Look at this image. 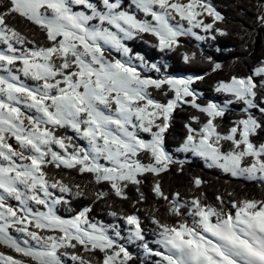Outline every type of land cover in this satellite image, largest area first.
Returning <instances> with one entry per match:
<instances>
[{
  "label": "snow or ice",
  "instance_id": "snow-or-ice-1",
  "mask_svg": "<svg viewBox=\"0 0 264 264\" xmlns=\"http://www.w3.org/2000/svg\"><path fill=\"white\" fill-rule=\"evenodd\" d=\"M76 6L85 10H75ZM137 11L150 19H139ZM16 17L37 26L49 45L28 40L10 23ZM205 17L212 22L205 23ZM256 19L264 26V4L258 6ZM224 20L211 0H131L127 6L124 0L0 3V45L5 46L0 50V246L19 254L17 258L0 251V264H66V256L74 264H90L78 253L80 248L103 253L101 264H129L134 257L118 242L123 239L119 231L113 237L106 226L89 221L90 208L70 218L57 215L56 206L69 203L57 192L73 194V188L62 179L49 178L45 168L91 173L96 183H109L122 199H128L126 189L134 185L136 203H142L144 177H159L176 163L164 140L174 112L185 105L206 120L190 117L199 127L185 125L181 150L202 158L209 168L264 185V144L252 139L264 131V120L252 111L264 116V66L252 75L220 82L215 91L229 98L202 105L192 85L203 77L153 78L147 72L159 73L160 67L140 57L142 71L125 43L150 34L161 51H172L183 36L205 39L195 29L226 35L215 27ZM113 51L126 58L112 57ZM193 58L194 54L184 55L186 62ZM220 67L216 63L214 70ZM21 75L35 84L25 83ZM150 89L172 96L162 102ZM234 103L243 105L244 115L222 132L218 121ZM59 129L74 135H58ZM224 142H230L228 150ZM193 183L199 187L203 181L195 178ZM75 187L74 194L82 195L80 185ZM152 190L168 202L172 216L181 217L174 225L153 217L163 251L148 246L138 216L125 219L133 226L128 240L144 241L146 255L161 258L156 264H264V199L226 204L218 196L219 206H213L202 196L185 200L176 192L170 198L158 180ZM105 195L97 193L98 198Z\"/></svg>",
  "mask_w": 264,
  "mask_h": 264
},
{
  "label": "trees",
  "instance_id": "trees-1",
  "mask_svg": "<svg viewBox=\"0 0 264 264\" xmlns=\"http://www.w3.org/2000/svg\"><path fill=\"white\" fill-rule=\"evenodd\" d=\"M96 1L94 0V2ZM6 2L7 0H0V3ZM211 2L217 11L225 17V20L217 22L215 27L222 29L227 33L226 35L212 31L209 32L212 36L205 37L200 41H197V39L192 41L190 35L183 36L180 38V46L172 51H161L157 47V38L150 34H141L140 37L133 39L129 44L130 49L140 53L145 59H151L152 63H157L158 67L162 68V71L158 73L159 76L166 72L171 77H183V75L191 78L203 77V79H195L192 85L201 94L197 102L202 105L210 101L222 104L229 97L216 92L215 85L218 86L222 81H230L232 76L246 77L252 75L254 69L264 64V26L260 25L256 19L258 6L264 4V0H211ZM207 20L212 22L211 17H208ZM10 23L28 40H34L37 46L46 47L49 45L45 34L37 26V28L34 27L23 18L10 19ZM139 40H144V43L142 44ZM192 42L194 44H191ZM0 47L2 46L0 45ZM28 47H32V45L30 44ZM0 49L2 50V48ZM185 54L190 57L194 54V58L186 62L184 60ZM111 56L120 57L116 52H112ZM198 59L202 60L204 64H200ZM216 63H219L221 67L214 70ZM178 70L183 74L175 72ZM256 79L259 80L260 77H256ZM150 91L156 99L162 102H166L172 96L171 92L165 96L160 91L151 89ZM242 107L243 105L238 103L230 106L231 110L226 113L222 120L218 121L220 131L225 132L229 124H232V120L243 117ZM252 111L258 119L264 120V116H261L257 110ZM192 116H199L202 122L206 120L204 114L188 105L177 108L173 114L171 126L165 134V150L171 151L183 144L187 135L186 124L193 123L194 127H199L198 124L190 120ZM57 134L71 135L73 132L68 129H59ZM263 135L264 131H260L252 139L255 143L264 142ZM9 142L16 146L14 140ZM77 143L81 144L80 141H77ZM230 147L229 142H224V150H228ZM180 155H183L184 160L191 161V163L185 162L181 165L176 162L170 165L169 170L161 173L159 177L154 178L151 174L144 177L141 191L146 199L142 203H136L139 194L134 185H130L126 189L128 199H122L115 195L109 183H96L91 173L80 174L75 169H57L51 165H48L45 171L49 178L62 179L73 188V194L65 197H68L69 203H62L58 208L59 213L66 208L65 211L68 213V218H70L82 209L90 208L89 221L98 225L106 222H110L109 224L114 223L110 228L121 233L123 236L121 244L125 245L134 257L129 264H156L161 258L146 255L142 247L144 241L137 240L133 241L134 244L129 243L127 231L132 229L133 226L128 225L125 219L128 215L138 216L148 246L154 250L163 251L157 243L160 230L153 222V217L168 225L178 224L181 217L172 216L168 212V202L159 198L153 192V184L156 180L160 182L162 190L170 198L176 192H179L185 200H191L193 196H202L204 202L213 206H219L218 196L226 204L232 200L239 201L246 198L264 199V185L259 182L232 177L218 168H209L204 160H195L183 153H180ZM178 157L179 155L173 154L174 160H177ZM195 178H200L203 181L199 187H196L193 183ZM76 185H80L82 195L77 196L74 194ZM100 192L106 195L103 198H98L97 193ZM0 250L14 257H19V254L14 253L11 249L0 248ZM77 251L90 264H101L103 260L104 254L99 251L86 253L82 248ZM67 262L74 264L69 257H67Z\"/></svg>",
  "mask_w": 264,
  "mask_h": 264
},
{
  "label": "rangeland",
  "instance_id": "rangeland-1",
  "mask_svg": "<svg viewBox=\"0 0 264 264\" xmlns=\"http://www.w3.org/2000/svg\"><path fill=\"white\" fill-rule=\"evenodd\" d=\"M96 2H98V0L96 1ZM125 2V5L127 6V5H129V4H131V0H126V1H124ZM130 10H132V11H135V9L133 8V9H130ZM136 14H137V17L139 18V19H150L149 17H147V16H145L142 12H136ZM207 18L208 17H205V23H211L210 21H208L207 20ZM184 23H186V22H184ZM34 27H36L35 25H34ZM37 28V27H36ZM195 31H197L198 32V34L199 35H201V36H204V37H208V36H212L211 35V33H205L202 29H195ZM192 37V41H195V37H193V36H191ZM131 41H133V40H129V41H126L125 43H126V45L130 48V46H129V44L131 43ZM197 41H200V40H197ZM139 42H141L142 44L144 43V40H139ZM191 44H194V42H192ZM3 48L5 47L4 45H1ZM2 47H0V48H2ZM1 50V49H0ZM114 52V51H113ZM106 54H108V53H106ZM119 54V53H118ZM120 55V57L119 58H126V57H123L122 56V54H119ZM130 55L133 57V63H135V64H137L138 66H141V70L143 71L144 69H143V65H141V60H140V58L138 57V55H137V53L135 52V51H133V49H131V52H130ZM144 61V63L145 64H149L150 62H152V60L151 59H145V60H143ZM183 61V60H182ZM198 61H199V63L200 64H204L203 63V61L202 60H200V59H198ZM261 66H264V64L263 65H261ZM259 67V66H258ZM161 71H162V68H161ZM176 73H178V74H183L182 72H180L179 70L178 71H175ZM0 74H3V73H0ZM147 75H149V76H152L153 78H157V77H159V75H158V73L157 72H155V71H148L147 72ZM163 75H167L166 74V72L163 74ZM219 76H221V75H219ZM174 78H178V79H184L183 77H174ZM21 79H22V81H24L25 83H27V84H29V85H34L35 84V82L34 81H32V80H30V79H27V78H25V77H23L22 75H21ZM216 87H217V85H215L214 86V89H216ZM206 103H208V102H205V104ZM256 115V114H255ZM239 119V118H238ZM234 120H237V119H234ZM234 120H232V121H234ZM232 126V124H229V126H228V129L230 128ZM228 129L225 131V132H227L228 131ZM69 130V129H68ZM69 131H71V130H69ZM74 135V133L73 134H71L70 136H73ZM144 135V138L145 139H150V136H149V134H143ZM146 136H148L147 138H146ZM256 137V136H255ZM263 137H264V135H263ZM77 142V141H76ZM81 142V144H84L85 142L84 141H80ZM228 143V142H227ZM230 143V142H229ZM256 144H264V142H261V141H259V143L258 142H256ZM181 146L182 145H180V147H175V148H173L171 151H168V150H166V151H168V152H172V154L175 152V155H179V157H178V159L177 160H174V161H176L177 163H180L181 165H183L185 162H190L191 163V161H186V160H184V156L183 155H180V153H183V154H185V155H187V156H190V157H192L193 159H195V160H199V159H201V160H203L202 158H200V157H198V156H195V155H193L192 153H185V152H183L182 150H181ZM227 150V149H226ZM171 155V154H170ZM172 156V155H171ZM173 157V156H172ZM102 163H103V161H102ZM205 164H207L206 162H205ZM219 169V168H218ZM221 170V169H220ZM241 179H243V178H241ZM57 195H64L65 197L67 196V193H64V194H60V193H57ZM67 199V198H66ZM16 204L15 205H17V203L18 202H16V201H14ZM12 204V203H11ZM14 205V204H13ZM61 204H59V205H57L56 206V213H57V215H59V216H61V217H63V218H68V216L67 215H65L64 213H63V210H62V212L61 213H59L58 212V208H59V206H60ZM34 207H38V208H40V210H42V211H45L46 209H44V208H41L39 205H34ZM43 207V206H42ZM110 222H106V223H101V224H99V225H104V226H106L108 229H109V235H112L113 237H115V233H116V231L115 230H113L112 228H110L113 224H109ZM130 230L131 229H129L128 230V234L130 233ZM10 231H12V234L13 235H15V236H20L21 234L20 233H16L14 230H10ZM120 237H121V235H120ZM118 239V242L119 243H121V241H120V238H117ZM131 244V243H130ZM64 260H65V262L67 263V260H66V258L64 257L63 258ZM67 264H69V263H67Z\"/></svg>",
  "mask_w": 264,
  "mask_h": 264
},
{
  "label": "bare ground",
  "instance_id": "bare-ground-1",
  "mask_svg": "<svg viewBox=\"0 0 264 264\" xmlns=\"http://www.w3.org/2000/svg\"><path fill=\"white\" fill-rule=\"evenodd\" d=\"M68 136H70V135H68ZM67 196H69V194L67 193ZM68 198V197H67ZM10 203H12V204H16L14 201H11ZM66 209V208H65ZM65 209L63 210V213L65 214V215H67L68 216V213L65 211ZM114 224V223H113ZM0 248H3V249H6V248H4L3 246H0ZM1 251V250H0Z\"/></svg>",
  "mask_w": 264,
  "mask_h": 264
}]
</instances>
